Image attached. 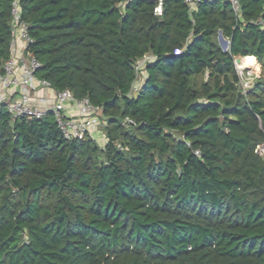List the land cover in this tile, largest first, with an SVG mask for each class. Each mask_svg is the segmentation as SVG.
<instances>
[{
    "label": "trees",
    "instance_id": "trees-1",
    "mask_svg": "<svg viewBox=\"0 0 264 264\" xmlns=\"http://www.w3.org/2000/svg\"><path fill=\"white\" fill-rule=\"evenodd\" d=\"M159 2L20 1L38 76L105 123L69 140L0 104V264H264V0ZM248 56L263 75L244 88Z\"/></svg>",
    "mask_w": 264,
    "mask_h": 264
},
{
    "label": "built area",
    "instance_id": "built-area-1",
    "mask_svg": "<svg viewBox=\"0 0 264 264\" xmlns=\"http://www.w3.org/2000/svg\"><path fill=\"white\" fill-rule=\"evenodd\" d=\"M21 0H14L12 5L13 15V50L11 58L4 64L0 70V104H5L14 117L26 116L31 119H43L52 112L55 121L64 136L71 140L83 138L87 134H94L104 121L93 115L99 111L94 107L89 98L78 99L71 90L56 91L53 106L50 108H40L30 103L31 93L38 88L54 89L52 83L47 79L38 76V71L42 67L41 62L29 51L28 47L33 43V38L29 33V24L22 20ZM159 4L155 10L156 14L163 13L164 3L159 0ZM190 7V11L202 2H213L215 0H185ZM236 12L240 11L239 0H230ZM264 26V20L260 21ZM182 50L177 49L176 54H180ZM150 58L146 57L137 68L142 66ZM240 64L245 65L250 61H244ZM236 61V65H238ZM246 67V66H245ZM238 68V67H237ZM240 73V72H239ZM144 81V75L133 85V91L140 90ZM70 107L78 111L76 116L67 113ZM106 139V138H105ZM107 141V140H106ZM258 153L264 156V144L257 149ZM200 152L197 151L196 154Z\"/></svg>",
    "mask_w": 264,
    "mask_h": 264
},
{
    "label": "rangeland",
    "instance_id": "rangeland-1",
    "mask_svg": "<svg viewBox=\"0 0 264 264\" xmlns=\"http://www.w3.org/2000/svg\"><path fill=\"white\" fill-rule=\"evenodd\" d=\"M218 42L220 46L223 48L221 42H220V37L218 35ZM253 57V56H252ZM245 61H250V60H245ZM246 66V67H245ZM238 70L240 72V76L242 78L243 86L244 88H249L251 85H253V82L261 77L263 75V68L260 65V63L253 57V60L250 61V63H247L245 65L238 64L237 65ZM101 137L99 139V143L104 144L106 142V139L104 138V130L99 131Z\"/></svg>",
    "mask_w": 264,
    "mask_h": 264
},
{
    "label": "crops",
    "instance_id": "crops-1",
    "mask_svg": "<svg viewBox=\"0 0 264 264\" xmlns=\"http://www.w3.org/2000/svg\"><path fill=\"white\" fill-rule=\"evenodd\" d=\"M55 95H56L55 90L38 88L37 90L31 93L30 103L31 105L40 108H50L53 106L52 102L55 99ZM67 113L72 116H76L78 114V111L75 108L70 107ZM96 134L98 135L99 138L101 137L99 132Z\"/></svg>",
    "mask_w": 264,
    "mask_h": 264
},
{
    "label": "water",
    "instance_id": "water-1",
    "mask_svg": "<svg viewBox=\"0 0 264 264\" xmlns=\"http://www.w3.org/2000/svg\"><path fill=\"white\" fill-rule=\"evenodd\" d=\"M219 37H220V42H221V44L223 46V50L224 51H228L229 50V47H230V41H228L224 37V35L222 34V32H220ZM241 62H242L241 58L237 59V63L240 64Z\"/></svg>",
    "mask_w": 264,
    "mask_h": 264
},
{
    "label": "bare ground",
    "instance_id": "bare-ground-1",
    "mask_svg": "<svg viewBox=\"0 0 264 264\" xmlns=\"http://www.w3.org/2000/svg\"><path fill=\"white\" fill-rule=\"evenodd\" d=\"M243 60H244V61H245V60H250V61H252V60H253V57H252V56H248V57H245Z\"/></svg>",
    "mask_w": 264,
    "mask_h": 264
}]
</instances>
